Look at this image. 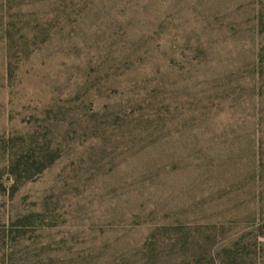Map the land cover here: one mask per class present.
Segmentation results:
<instances>
[{
  "label": "rangeland",
  "instance_id": "374dc122",
  "mask_svg": "<svg viewBox=\"0 0 264 264\" xmlns=\"http://www.w3.org/2000/svg\"><path fill=\"white\" fill-rule=\"evenodd\" d=\"M0 264H264V0H0Z\"/></svg>",
  "mask_w": 264,
  "mask_h": 264
},
{
  "label": "trees",
  "instance_id": "16d2710c",
  "mask_svg": "<svg viewBox=\"0 0 264 264\" xmlns=\"http://www.w3.org/2000/svg\"><path fill=\"white\" fill-rule=\"evenodd\" d=\"M259 57V56H258ZM259 62H260V66L262 65V62H263V58L262 57H260V58H258L257 59V65L255 66V69H254V71H252V72H254V75H255V77H258L259 76V78L257 79V81L259 80V83H260V85H257V84H254V89L256 88V87H259L260 89H261V82H262V77H263V70H260L259 68ZM257 81H256V83H257ZM258 83V84H259ZM259 97L261 98L262 97V94L261 95H259Z\"/></svg>",
  "mask_w": 264,
  "mask_h": 264
}]
</instances>
